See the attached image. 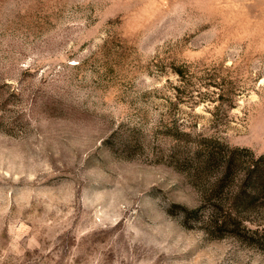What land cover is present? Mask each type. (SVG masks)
<instances>
[{"label": "rangeland", "instance_id": "374dc122", "mask_svg": "<svg viewBox=\"0 0 264 264\" xmlns=\"http://www.w3.org/2000/svg\"><path fill=\"white\" fill-rule=\"evenodd\" d=\"M202 138L264 155V0H0V264H264L172 209Z\"/></svg>", "mask_w": 264, "mask_h": 264}, {"label": "trees", "instance_id": "16d2710c", "mask_svg": "<svg viewBox=\"0 0 264 264\" xmlns=\"http://www.w3.org/2000/svg\"><path fill=\"white\" fill-rule=\"evenodd\" d=\"M187 176L200 187L202 205L182 209L186 221H201L207 234H258L247 226L248 216L264 212V155L229 147L211 138L198 142Z\"/></svg>", "mask_w": 264, "mask_h": 264}]
</instances>
